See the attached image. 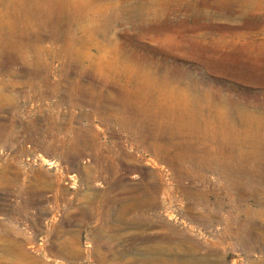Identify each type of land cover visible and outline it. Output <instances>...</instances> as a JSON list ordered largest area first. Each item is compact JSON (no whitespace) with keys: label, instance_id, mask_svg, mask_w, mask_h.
I'll return each mask as SVG.
<instances>
[{"label":"rangeland","instance_id":"obj_1","mask_svg":"<svg viewBox=\"0 0 264 264\" xmlns=\"http://www.w3.org/2000/svg\"><path fill=\"white\" fill-rule=\"evenodd\" d=\"M17 1L0 28L40 42L0 47V242L33 264H264V0H28L30 21ZM218 151L252 173L235 206Z\"/></svg>","mask_w":264,"mask_h":264},{"label":"bare ground","instance_id":"obj_2","mask_svg":"<svg viewBox=\"0 0 264 264\" xmlns=\"http://www.w3.org/2000/svg\"><path fill=\"white\" fill-rule=\"evenodd\" d=\"M25 2V3H24ZM28 3V0H18L17 1V3H16V8H15V12L14 11H12L14 14L15 13H19V14H21V13H24V15H26V19H30V16L32 15V13L31 12H37V13H39V11L41 10V9H43V6H45L44 4L43 5H40V4H36V3H34V2H31V1H29V3ZM14 5H15V3H13ZM29 4H32V6H30L28 9H27V6H29ZM47 7H48V12H57V10L55 9V8H53V7H51V5H49V3L47 2ZM26 8V9H25ZM45 9H46V7H44ZM59 10V9H58ZM61 11H63L62 9H61ZM2 14H3V12H2ZM12 14V13H11ZM32 17V16H31ZM15 18V17H14ZM43 18L44 19H47V16H43ZM43 19V20H44ZM38 20V19H37ZM30 21V20H29ZM16 22V21H15ZM33 22V21H32ZM32 22L30 21V22H28L27 24H26V21H25V23H24V25H22V27H19L20 29L18 30V32L16 33V38H17V41L15 42V44H10V42L11 41H9V39H8V37H7V33L5 34L4 33V29L2 30L1 28H0V47L2 46V44H3V42H5L4 40H8L9 42H5L6 44H3V45H5V46H9V47H11L10 45H13V46H18V47H20V46H24V44H25V46H29V45H31V46H34V44H36V43H38V42H40V37L39 36H37V35H35V37H34V39L32 40V35H33V33H31L30 32V29L32 28V27H36V28H38L39 29V27L37 26V24L36 23H34V24H32ZM38 23V22H37ZM17 24V23H16ZM43 24H44V26H45V28H47V20H44L43 21ZM7 25V24H6ZM40 25V24H39ZM42 25V24H41ZM17 26V25H16ZM15 26V27H16ZM1 27H2V25H1ZM11 29V28H10ZM35 29V28H34ZM35 31V30H34ZM9 33H10V31H9ZM13 33H15V32H13ZM9 35V34H8ZM10 35H11V33H10ZM14 39V38H13ZM11 40V39H10ZM15 40V39H14ZM53 40V39H52ZM14 42V41H13ZM4 46V47H5ZM3 48V47H2ZM4 49V48H3ZM171 105V104H170ZM172 110H174V111H179L180 112V115H179V117H178V121H177V123H176V125H181V126H183V124H181V121H184L185 119H188V123L189 124H191L194 128H196L197 127V125H199L200 124V122L195 118V116L193 115V113L194 112H192V113H190L189 111H182L179 107H177V106H174V107H172L171 106V111ZM173 112V111H172ZM199 114H201V113H199ZM230 117V116H229ZM213 118V117H212ZM211 118V119H212ZM217 118V117H216ZM182 119H184V120H182ZM230 119V118H229ZM181 120V121H180ZM194 120V122H192ZM221 120H223V118L221 119ZM187 121V120H186ZM227 122V121H226ZM189 124H188V126H189ZM202 124H203V128H204V130H205V128H208V122L207 121H203L202 120ZM226 124V123H225ZM220 125V124H219ZM222 125V124H221ZM229 125V124H228ZM180 127V126H179ZM189 127H191V126H189ZM221 127H223V126H221ZM228 127V126H227ZM187 128V127H186ZM220 128V127H219ZM221 130V129H220ZM225 130H227V129H225ZM206 131V130H205ZM221 132V131H220ZM181 133V132H180ZM166 134V133H165ZM234 134V133H233ZM232 133L230 134V139H229V141L230 142H235V135H233ZM254 134H256V133H254ZM193 135V134H192ZM191 135V136H192ZM195 135H196V133H195ZM225 135V134H224ZM194 136V135H193ZM186 137H187V135H186ZM202 136H200V135H196V139H195V142L196 141H200L203 145L205 144V146H206V140L204 141V138H201ZM185 138V137H184ZM188 138V137H187ZM195 138V137H194ZM200 138V139H199ZM221 138V137H220ZM229 138V137H228ZM227 138V139H228ZM261 139V138H260ZM260 139L258 138V137H256L255 138V141H256V143L258 142L259 143V141H260ZM173 140V139H172ZM228 141V140H227ZM195 142H194V144H195ZM225 143H228V142H225ZM225 143H224V145H225ZM202 145V146H203ZM259 145V144H258ZM182 149V148H181ZM172 150V149H171ZM197 150V148L195 149V151ZM176 151V150H175ZM195 151H191L189 154H188V156H190V157H192V158H197V157H199V155H197V153H200V151H201V149L199 148V150L196 152V154H195ZM223 155V158H224V160H226L224 163H220L219 165H221V169H222V171H223V173H225L226 175H227V178H230L231 177V183H230V188L233 190V191H235L236 193H237V196H239L237 199H235L234 197H232L231 195L228 197V200L230 201V206H235V204H237V203H242V198H245L246 196H247V192L246 191H244L243 190V188L242 187H240V185H239V183H238V181L236 180V181H233V180H235V178L237 179L238 177H240V176H243L244 177V174L245 175H252V173L251 172H249L248 170H247V168L246 167H242L241 165H240V163H239V158H240V155H235V156H233L232 157V155H227L226 153H224L223 151H218V154H217V156L218 155ZM228 154H232V151L230 150L229 152H228ZM208 157H210V156H208ZM216 159H217V157H216ZM215 162L217 161V160H214ZM223 162V161H222ZM181 166V165H180ZM214 168V167H213ZM189 171V170H188ZM263 175V174H262ZM261 175V176H262ZM264 176V175H263ZM234 177V178H233ZM251 179V178H250ZM202 181H203V179H202ZM205 181V180H204ZM251 183V182H250ZM159 184H160V182H159ZM261 184V183H260ZM256 185H257V183H256ZM155 187H157V186H155ZM186 187H188V186H186ZM205 187V186H204ZM164 189V188H163ZM199 189H201V188H199ZM160 190V189H159ZM191 190H193V189H191ZM242 190L244 191V192H242ZM258 191H259V189H257ZM147 191V190H146ZM162 191V190H161ZM184 192H185V190H183ZM194 191V190H193ZM150 192V191H149ZM148 192V193H149ZM160 192V191H159ZM169 192H170V190H169ZM172 192V191H171ZM173 192H174V189H173ZM256 192V191H255ZM136 193V192H135ZM186 193V192H185ZM145 194H147V193H145ZM150 194V193H149ZM168 194V193H167ZM186 194H188V193H186ZM190 194V193H189ZM229 194H232V193H229ZM235 194V193H234ZM254 194V193H253ZM142 195V194H141ZM154 195V194H153ZM153 195H151V196H153ZM169 195V194H168ZM167 195V196H168ZM195 195V194H194ZM150 196V195H149ZM155 196V195H154ZM200 196V195H199ZM255 196V195H254ZM258 196V195H257ZM136 197V196H135ZM135 197H132V198H135ZM139 197H140V195H139ZM138 197V198H139ZM194 197V196H193ZM141 198V197H140ZM144 198V197H143ZM146 199H147V197H145ZM144 198V199H145ZM156 198V197H155ZM196 198V197H195ZM129 199V198H128ZM190 199H191V197H190ZM197 199V198H196ZM135 200H136V198H135ZM192 200H193V198H192ZM137 201V200H136ZM138 201H140V200H138ZM244 201V200H243ZM152 202V201H151ZM197 202V201H196ZM255 202V201H254ZM140 203V202H139ZM199 203V202H198ZM258 203V202H257ZM141 205V207H142V203H140ZM145 204V203H144ZM144 204H143V207H144ZM138 206V205H137ZM191 206V205H190ZM189 206V207H190ZM125 208H127V207H125ZM123 209V208H122ZM191 209V208H190ZM197 215H198V213H197ZM210 216V215H209ZM202 220V219H201ZM231 222H228L227 223V225H226V231L227 232H230V231H232V227H236V230H237V232H236V235H237V239H239V240H245V239H251V238H249V235H250V232H249V229L250 228H253V227H250V226H248V221L246 222V228H243V227H241L242 225L240 224V221H239V216L238 215H236L232 220H230ZM256 229V228H255ZM258 229V228H257ZM260 230V229H259ZM233 232V231H232ZM231 232V233H232ZM1 233V232H0ZM234 233V232H233ZM264 234V233H263ZM3 236V235H2ZM231 236V235H230ZM263 236V235H262ZM13 237V236H12ZM0 238H2V237H0ZM3 239V238H2ZM262 239H263V237H262ZM1 240V239H0ZM6 240L4 239V242L2 241V242H0V264H17L16 263V261L17 260H20V259H22V261L24 262L25 260H28V263L29 264H33V263H35V260L33 259V258H31V257H29V255H27V253L25 252V249H24V243L23 242H15V241H9V242H5ZM132 244H134V242H131ZM143 243V242H142ZM164 243H166V244H168V245H171V244H173V243H175V242H164ZM98 246H99V244H97V248H98ZM177 246V245H176ZM78 246H77V244L76 243H74V245L72 246L71 245V248H70V250H66V252H67V255H69V256H71V257H73V258H78L79 256H80V252H79V249L77 248ZM62 249H65V248H62ZM151 250V249H150ZM156 250V249H155ZM162 250H164V249H162ZM184 250V249H183ZM148 251V250H147ZM159 251V250H158ZM165 251V250H164ZM157 252L155 251V254H156ZM119 255V254H118ZM113 256L115 257V255L113 254ZM107 256H105V255H101V254H99V257L97 258L98 259V261L100 262V264H102L107 258H106ZM146 257H148V256H146ZM115 258H117V257H115ZM142 258V257H141ZM143 262H142V264H154V263H156V261H157V259H148L147 260V258L145 259V258H143V260H142ZM22 262V263H23ZM26 263H27V261H26Z\"/></svg>","mask_w":264,"mask_h":264}]
</instances>
